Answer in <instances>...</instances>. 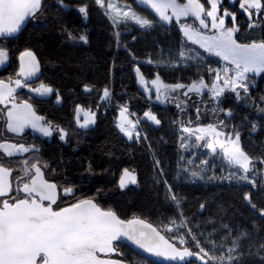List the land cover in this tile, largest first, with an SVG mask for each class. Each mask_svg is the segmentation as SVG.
Instances as JSON below:
<instances>
[{"label":"trees","instance_id":"trees-1","mask_svg":"<svg viewBox=\"0 0 264 264\" xmlns=\"http://www.w3.org/2000/svg\"><path fill=\"white\" fill-rule=\"evenodd\" d=\"M129 2L141 14L155 20L145 7L138 6L134 0ZM227 2L223 1V7L236 12L238 0L233 6ZM64 5L67 7L58 0H43L42 12L37 14L38 22H27L12 38L22 52H33L40 65L41 82L59 95L60 102L47 104L44 114L61 126L71 141L67 148L62 145L53 148L51 161L60 168L62 176L69 173L71 187L81 190L87 198H103L107 203L105 209H112L123 219L139 217L158 227L171 218H178L182 212L201 243L206 237L217 242L227 237L224 241L226 250L232 239L247 232L248 238L241 241V251L245 253L243 264H264L260 259L264 253L257 252L259 244L264 242V217L243 199L244 192L251 191L253 202L258 208H264V190L252 189L244 182L209 180L210 175L201 183H189L178 177L182 164L178 129L184 122L188 126L194 125L202 115L214 113L212 107L207 112L199 108L197 113V107L191 106L201 103V99L189 102L190 108L184 111L171 102L154 104L138 87L137 67L147 80L159 75L164 83L187 85L201 77L208 83L212 77L208 69H218L219 62H180L182 34L174 27L164 25L146 32L132 27L121 29L122 47L118 48L112 25L95 0H64ZM81 5L88 6L87 19L78 11ZM238 18L244 22L239 28L238 35L243 37L239 42L264 39V17H253L260 29H249V20L241 14ZM127 29L131 31L127 33ZM68 32L77 39L69 40ZM80 35L86 36L87 43L79 40ZM172 51L175 56L171 60H162ZM148 59L155 61L154 65L142 64ZM84 85L91 86L92 91L85 92ZM104 88L110 90V101L100 100ZM245 102H239L233 93H227L216 102V108L233 114L231 126H240L238 131L244 150L250 156L264 158V73L256 79ZM78 105L95 113L94 125L85 131H78L73 122ZM122 105H127L140 119L143 137L139 142L129 140L115 126ZM145 111L155 114L160 124L154 126L142 121ZM209 119L205 118L202 124ZM253 124L257 125L256 131H252ZM257 165L264 168V165ZM125 169L134 171L137 185L122 190L119 181ZM212 172L221 176L216 170ZM256 179H264V176L256 175ZM169 187L180 198L179 209L169 199ZM186 230L179 231L196 250ZM209 233L212 234L210 237ZM164 234L173 236V233ZM204 246L210 247L206 243ZM249 252L253 254L247 255ZM132 261L152 264L137 256ZM189 264L201 263L191 259Z\"/></svg>","mask_w":264,"mask_h":264},{"label":"snow or ice","instance_id":"snow-or-ice-1","mask_svg":"<svg viewBox=\"0 0 264 264\" xmlns=\"http://www.w3.org/2000/svg\"><path fill=\"white\" fill-rule=\"evenodd\" d=\"M64 5V0H58ZM97 6L105 10V15L112 21L113 27L121 24L127 25L132 22L141 29L151 28L154 21L137 13L130 4L118 3V0H95ZM159 18L160 22L170 23L175 19L179 24L180 31L192 44L198 45L204 52L219 57L220 60L232 65V68L222 67L219 70L209 68V73H215L212 83L207 84L201 77L193 80L190 84L163 83L159 75L151 81H146L140 69H135L138 82L145 92H148L147 83L155 89L156 100L171 102L177 100L172 93H180L191 99L189 94L201 96L205 92L212 101L218 102L226 91L235 94L238 100L243 99L249 93V75H260L264 73V39L248 43L239 42L235 34L239 31L237 26L236 13L223 7V0H207V6L202 0H137ZM237 3V0H231ZM240 10L247 15L249 29L258 26V21L253 17H264V0H238ZM210 6V7H208ZM43 0H0V38L11 37L16 34L29 19L36 18L42 12ZM88 6L81 5L79 13L85 19L88 16ZM170 12V14H169ZM231 17L232 26H226L225 18ZM193 18L199 23V27L187 22ZM210 21V24L209 22ZM207 30V32L201 31ZM211 32L212 34H207ZM119 43V32L116 33ZM80 41L87 43V38L80 35ZM68 39H77L71 32H68ZM192 50H181L179 52L180 62H187L199 59L198 54H189ZM135 59V57H133ZM8 59V52L0 48V65ZM20 68L14 80H0V118L3 125L0 126V137H3L5 130L16 136L24 134L26 129L49 137L53 134L54 126L51 122H45L33 110L30 103H17L14 93L16 89L27 87L30 92L44 96L53 92V89L43 83L33 88L27 81L31 80L39 72V62L32 51H24L20 54ZM149 64L155 61L149 59ZM174 66L171 61L168 62ZM12 85H15L13 87ZM85 92H91L92 87L84 85ZM243 93V95H242ZM111 93L104 88L101 101H110ZM60 102L57 94V103ZM186 101H178L176 107L183 111L182 105ZM199 113L200 109H196ZM220 111L213 108V112ZM264 111V109H262ZM83 112L85 119L83 123L79 120V114ZM77 125L80 128H87L95 123V113L91 110L85 111L79 105L76 107ZM231 115V112L225 113ZM127 105L119 108V115L115 126L129 140L134 137L139 142L140 132L138 125L140 120H132ZM152 123L159 125L160 120L151 111H145L144 117ZM199 119V116L197 117ZM191 123V122H189ZM225 121L206 126L190 127L181 124L180 132L187 134V137H195L198 147L208 149L212 156L220 157L231 168L238 169L230 172L228 176L208 177L209 180H236L252 186V189L264 190V179L257 180V163L264 165V158L250 156L241 145L239 131L226 132ZM257 125H252V131H256ZM60 139L63 141L67 135L64 129L59 128ZM181 148L188 147L186 137L181 136ZM202 142V143H200ZM34 150V146H25L8 142L5 139L0 142V264H125L108 258L109 254L121 255L118 251L119 241H127L150 256L168 261L170 264H189L191 258L200 261L201 264H243L241 241L248 238L247 232L240 233L231 240V244L225 250L223 237L220 242L205 238L201 243L186 223V218L180 212L178 218H171L161 226H153L151 223L133 217L129 220L121 219L112 209L100 207L95 198H77L75 189L70 186L61 187L55 182L46 178L44 169L48 168L47 162L33 156L28 159L19 160V169L11 166L12 161H4L3 157L22 156ZM38 152V149H35ZM183 159V157H181ZM189 165L193 163L188 160ZM208 160H201L200 165H208ZM197 165V168L200 167ZM159 167V161H157ZM200 172L190 171L192 177L204 179ZM13 172L18 174L13 178ZM252 175H249V174ZM259 174L264 176V168L259 169ZM137 178L134 171L124 170L120 177L119 186L121 189L128 184H136ZM166 183V182H165ZM15 185V186H14ZM21 193L23 195H21ZM169 199L180 206V198L168 188ZM61 195L71 196L75 200L67 203L65 207L54 208ZM243 199L251 208L257 210L259 215L264 217V208H258L252 200V192L245 191ZM47 201V204L45 202ZM201 210L204 205H200ZM225 229L227 225H223ZM180 229H187V236L194 242V248L188 245L185 234ZM164 233H173L172 237ZM212 234L209 233V237ZM228 235H231L229 230ZM210 245L206 248L204 244ZM258 253H264V242L259 244ZM249 252L247 255H252ZM260 259L264 262V254Z\"/></svg>","mask_w":264,"mask_h":264},{"label":"rangeland","instance_id":"rangeland-1","mask_svg":"<svg viewBox=\"0 0 264 264\" xmlns=\"http://www.w3.org/2000/svg\"><path fill=\"white\" fill-rule=\"evenodd\" d=\"M224 1V0H223ZM226 1H228L227 2V4L228 5H230V6H233L234 4L233 3H231V0H226ZM134 2L138 5V6H142V7H144L143 5H140V4H138L137 3V0H134ZM118 3H124V4H130L132 7H133V9L135 10V11H137V13L138 14H140V15H142V16H144L143 14H141L139 11H138V9H136V8H134V5L133 4H131L130 2H129V0H118ZM132 3H133V1H132ZM203 3H205V5L207 6V0L205 1V2H203ZM99 7V6H98ZM208 7H210V6H208ZM100 9H101V11L105 14V10L104 9H102L101 7H99ZM227 8V7H226ZM237 8V7H236ZM147 9V8H146ZM151 14H152V16L154 17V19L155 20H153L154 21V24H153V26L151 27V28H145V29H141L138 25H136V24H134V23H132V22H129L127 25H124V24H121L118 28L117 27H113V24H112V21L109 19V21H110V23H111V25H112V28H113V30H114V32H115V35H116V33L117 32H119V43H117V46H118V48L119 47H122V44H121V41H120V37H121V34H120V31H121V29L123 30V29H125L126 27H132V28H135V29H137V30H139L140 32H146V31H148V30H151V29H153V28H155V27H160V26H162V25H164V26H167V27H174L175 29H177L178 31H180V27H179V24H177L176 23V21H175V19H173L170 23H167V24H165V23H163V22H160L159 21V18L155 15V13L154 12H152V10L151 9H147ZM169 14H170V12H169ZM107 16V15H106ZM108 17V16H107ZM146 17V16H145ZM146 18H149V17H146ZM85 19V18H84ZM150 19V18H149ZM29 21H33V23H37L38 21H37V16H36V18H34V19H29L28 21H26V23L27 22H29ZM181 22H187V23H191V24H193V26L194 27H199V23L197 22V21H194V19L193 18H188L187 19V21H184V20H182ZM207 22H209V24H210V21H207ZM225 22H226V26H228V27H231L232 26V21H231V17H226L225 18ZM25 23V24H26ZM236 23H237V26L240 28V25L241 26H244V22L241 20V21H237L236 20ZM260 25L258 24V26L257 27H255V28H252V29H260ZM127 31V33H129L131 30H126ZM201 31H204V32H207V30H203V29H201ZM181 32V31H180ZM181 34H182V38H183V42L181 43V49H180V51L183 49V50H185V51H187V50H189V49H191L192 51L189 53L190 55L191 54H198L199 55V59L198 60H196L195 62H198V61H210V62H213V63H217V62H219V69H221L224 65H228V64H226V62H224V61H222V60H220V58L219 57H216V56H214V55H210V54H208V53H206V52H204L203 51V49H201L198 45H196V44H192L190 41H188L187 40V38L186 37H184V35H183V33L181 32ZM207 34H209V35H211L212 33L211 32H208ZM239 34V31L235 34V36H236V38L239 40V38H243L242 36H240V35H238ZM242 40V39H241ZM255 41H258V40H256V38L254 39ZM248 43V42H247ZM175 56V52H171V55L169 56V54L166 56H163V59L162 60H171L172 59V57H174ZM159 59H161V58H159ZM149 60V59H148ZM148 60H145L144 62H142V64H144V65H154V64H149V63H147V61ZM188 63H195V62H193V61H187ZM229 66H231L232 67V65H229ZM218 69V70H219ZM210 74H212V77H211V80L207 83V84H211L212 83V80H213V77H214V75H215V73L213 72V73H210ZM249 75V81H248V83H249V90L251 89V88H254L255 87V83H256V79H258L261 75H263V73H261L260 75H254V74H248ZM146 81H151V80H147L146 79ZM163 82V81H162ZM42 82H39L36 86L37 87H39V85L41 84ZM164 83V82H163ZM167 84V83H166ZM147 88L149 89V91L148 92H145V90H144V88H142L141 86H140V84H139V82H138V87H139V89L147 96V98L152 102V103H154V104H160V105H164L166 102H161V101H157L156 100V94H155V89L153 88V86L150 84V83H147ZM23 89H28L27 87H25V88H23ZM183 91H185V90H180V93H172L171 95L172 96H174V97H177L178 99L177 100H173V101H171V103H174L175 105H176V103L178 102V101H186V103L185 104H183L182 105V107H183V109L184 110H188L190 107L188 106V103L190 102V103H193V101L194 100H199V99H201L202 100V102L201 103H199V104H196L195 106H191V108H202L203 110H204V112H207V109H209V107H212L211 109L213 110V108H216V102L215 101H212L210 98H209V96H208V94L205 92L204 94H202L201 96H197V95H195V94H189L190 96H191V99H189L188 97H185V96H183L182 95V92ZM227 93H232V92H225L221 97H223L225 94H227ZM234 94V93H233ZM235 95V94H234ZM242 95H243V93H242ZM221 97H219V98H221ZM245 100H247V96L246 97H244L243 99H240L239 100V102H243L244 104L246 103L245 102ZM201 105V106H200ZM119 108H120V106H119ZM183 110V111H184ZM86 111V110H85ZM128 111H129V113H131L130 112V110L128 109ZM181 111V110H180ZM227 112H229V111H226V112H221V111H218V112H215V113H209V114H204V115H202V117L198 120V122H196L194 125H193V123L192 124H190L189 126L190 127H196V126H206V125H208V124H217V123H219V121H221V120H223V121H225V124L227 125V127L224 129L226 132H233V131H238L239 129H240V126L239 125H235V126H233V128H232V126H231V123H232V121L230 120L231 118H232V113H231V115L229 116V115H226L225 113H227ZM76 114V117H75V119L77 120V113H75ZM205 118H210L209 120H207L206 121V124H202V121L203 120H205ZM84 119H85V116H84V113L83 112H81L80 114H79V120H80V122L81 123H83V121H84ZM130 119H132V120H137L138 118H136L135 117V115L134 116H130ZM140 120V119H139ZM142 121H146V122H149V123H151L152 125H154V126H158V125H156V124H154V123H152L151 121H149V120H147L146 118H142L141 119ZM228 121H230V123H228ZM189 122H191V121H189ZM187 123V122H186ZM93 124H91V125H89L88 127H91ZM184 125H188V124H185V122H184ZM87 127V128H88ZM87 128H80L79 127V129H81V130H84V129H87ZM138 130H139V132H140V137H143L142 135H143V132L141 133V128H140V123H139V125H138ZM179 130V141H178V146H179V152H180V157H183V159H181V167L179 168V175H178V177L179 178H182L183 177V179L184 180H186L187 182H189V183H201V182H203L204 181V179H205V177L207 176V175H210V176H213L214 175V172H212V171H218L219 173H220V175L221 176H228L229 175V173L230 172H233V171H235V172H237L238 174H239V170L238 169H233V168H231L224 160H222L220 157H216V156H212L210 153H209V151H208V149H206V148H204V147H198L197 146V142L195 141V137L193 136V137H187V134H184V133H181L180 132V128L178 129ZM181 136H185L186 137V142H187V144H188V147L187 148H185V149H182L181 148V139H180V137ZM132 140H137L135 137L132 139ZM200 143H202V142H200ZM188 160H192L193 161V163L191 164V165H189L187 162H188ZM201 160H208L209 161V163H208V165H200V161ZM197 165H200V167L199 168H197ZM184 168H188V169H190V171H197V172H200L201 171V168H203V169H205L203 172H201V175L204 177V179H197V178H195V177H192L191 175H190V173L189 172H185L184 171ZM256 168H257V175H260L259 174V169H261V168H259V166L258 165H256ZM249 175H252L251 173L249 174ZM232 181H234L235 183H237V184H239V183H241V182H237L236 180H232ZM137 185V183L136 184H128L127 185V187H125V188H123L124 190L125 189H127V188H133V187H135ZM122 189V190H123ZM119 243V242H118ZM115 254H109L106 258H111V257H113ZM102 258H105V257H103L102 256ZM191 259H194L195 260V258L193 257V258H191ZM199 263H201L200 261H198ZM141 264H144V262H140Z\"/></svg>","mask_w":264,"mask_h":264},{"label":"flooded vegetation","instance_id":"flooded-vegetation-1","mask_svg":"<svg viewBox=\"0 0 264 264\" xmlns=\"http://www.w3.org/2000/svg\"><path fill=\"white\" fill-rule=\"evenodd\" d=\"M235 13H236L237 21H239L238 15H240V14L244 18L248 19L247 15H245L240 10L239 4L237 6V11ZM16 35H17V33L11 37L0 38V48H3L8 52L7 61L3 65H0V80H4L6 82L9 80H14V79L18 78L17 73H18L19 68H20L19 57H20V54L22 53V50L18 47L16 41L12 40V38ZM39 82H41L40 68H39V72L36 74V76L33 77L31 80L27 81V83L30 86H32L33 88H35V87H37L36 85ZM12 86L15 87V85H12ZM55 92L56 91L53 89L52 93L44 95V96H40V95L36 94L35 92H30L28 89L19 88V89H16V92L14 93V95L16 96V102L17 103H30L33 107V110L35 111V113L37 115L42 116L44 118L45 122H51L52 123V125L54 126V130H53V134L51 136H49V137L42 136L40 133L33 132L30 128L26 129L24 134H22L20 136H16L13 133H8L5 130L4 136L0 137V142H3L5 139H7L8 142H11V143L24 144L25 146H34L33 151H30L28 153H24L22 156H17V157H12V158L3 157V160L9 161V159H11V161H12L11 166L13 168L19 169L21 167V165L18 163L19 160L28 159V158L33 157V156H38L40 160L47 162V164H48V168L44 169L45 174H46V178L49 181L55 182L58 185H60L61 187H64V186H70L71 185L69 183V178H68L69 173L65 172L64 176H62V174L59 171L60 168H58V166H56L54 164V162L51 161V159H52L54 147H57V145H59V146L62 145L63 147L67 148V147H69V144H71V141L68 137V134L66 135L65 139L62 141L60 139L59 130H58L59 128H62V127L59 126L56 122L47 119L45 114H44V107L47 104H49V103L52 104L53 101L56 103L57 95ZM3 108H4V106L0 105V110H2ZM75 113H76V110H75ZM75 117H76V114L74 115L73 122H74L75 127L78 129V131L79 130L85 131L88 128H90V127H88L87 129H84V130L79 129V126L77 125V120L75 119ZM3 119L4 118H0V126L3 125ZM52 145H54V146H52ZM35 149H38V152L35 151ZM17 174H18L17 172H13V178ZM74 189H75V194H76L77 198H87V195L83 194V192H81V190L79 192L76 190V188H74ZM21 195H23V194L21 193ZM73 202H75L73 197L61 195L57 204L53 205V207L58 209V208L65 207L67 205V203H73ZM95 202L100 207L105 209L104 205L106 202L103 198L95 199ZM45 204H47V201L45 202ZM121 219H123V218H121ZM123 220H127V219H123ZM116 243L118 244V251H119V253H121V255L115 254L113 257L108 258V259L124 261L126 264H135L132 261V259L135 258L136 256L137 257H140V256H138L137 254L132 252L126 246V244L124 242L119 241V243L118 242H116ZM140 258H142V257H140ZM146 262H148V261H146Z\"/></svg>","mask_w":264,"mask_h":264},{"label":"water","instance_id":"water-1","mask_svg":"<svg viewBox=\"0 0 264 264\" xmlns=\"http://www.w3.org/2000/svg\"><path fill=\"white\" fill-rule=\"evenodd\" d=\"M26 23V22H25ZM25 25V24H24ZM24 25H22L21 29L24 27ZM126 244V246L135 254H137L138 256L142 257L143 259H145L146 261H148L149 263L152 264H170V262L168 261H163L162 259L150 256L149 254L143 252V250L137 248L135 245H132L130 242L127 241H123ZM126 264V263H125Z\"/></svg>","mask_w":264,"mask_h":264},{"label":"built area","instance_id":"built-area-1","mask_svg":"<svg viewBox=\"0 0 264 264\" xmlns=\"http://www.w3.org/2000/svg\"><path fill=\"white\" fill-rule=\"evenodd\" d=\"M223 67H228V68H232L231 66H229V65H224ZM219 69V68H218ZM218 69H216V70H218ZM141 128V127H140ZM141 133H142V130H141Z\"/></svg>","mask_w":264,"mask_h":264},{"label":"bare ground","instance_id":"bare-ground-1","mask_svg":"<svg viewBox=\"0 0 264 264\" xmlns=\"http://www.w3.org/2000/svg\"><path fill=\"white\" fill-rule=\"evenodd\" d=\"M187 231V230H186Z\"/></svg>","mask_w":264,"mask_h":264}]
</instances>
